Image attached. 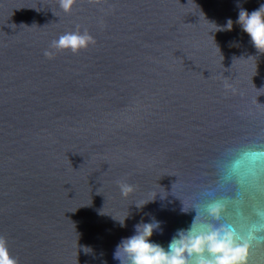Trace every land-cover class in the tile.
<instances>
[{
    "label": "water",
    "instance_id": "1",
    "mask_svg": "<svg viewBox=\"0 0 264 264\" xmlns=\"http://www.w3.org/2000/svg\"><path fill=\"white\" fill-rule=\"evenodd\" d=\"M261 3L0 0V235L18 264H119L137 223L161 221L165 248L190 226L183 200L217 186L222 156L264 143V53L235 23ZM78 26L94 43L51 48Z\"/></svg>",
    "mask_w": 264,
    "mask_h": 264
},
{
    "label": "clouds",
    "instance_id": "2",
    "mask_svg": "<svg viewBox=\"0 0 264 264\" xmlns=\"http://www.w3.org/2000/svg\"><path fill=\"white\" fill-rule=\"evenodd\" d=\"M58 3L63 12L70 13L77 0H58ZM235 23L248 34L253 46L264 53V3L252 12L240 7ZM233 26L229 18L216 31H231ZM92 43L94 38L87 30L81 32L78 26L76 31L54 40L51 48L77 54ZM217 172L215 188L204 191L198 200H183L181 212L194 211L195 216L187 229L177 230L167 248L152 240L163 229L162 222L151 217V222L137 223L134 234L120 241L113 259L119 264H253V251L264 248V143H242L229 149L218 161ZM120 188L125 196L133 191L131 185L123 182ZM159 196L164 200L167 194L161 192ZM156 198L157 191L154 198L134 204L142 209ZM128 217L113 218L126 227ZM84 251L87 254L92 249L85 247ZM0 264H18L3 235H0Z\"/></svg>",
    "mask_w": 264,
    "mask_h": 264
}]
</instances>
